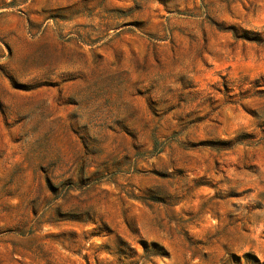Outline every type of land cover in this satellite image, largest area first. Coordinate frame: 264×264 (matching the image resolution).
<instances>
[{"label": "rangeland", "instance_id": "rangeland-1", "mask_svg": "<svg viewBox=\"0 0 264 264\" xmlns=\"http://www.w3.org/2000/svg\"><path fill=\"white\" fill-rule=\"evenodd\" d=\"M264 0H0V264H264Z\"/></svg>", "mask_w": 264, "mask_h": 264}, {"label": "trees", "instance_id": "trees-1", "mask_svg": "<svg viewBox=\"0 0 264 264\" xmlns=\"http://www.w3.org/2000/svg\"><path fill=\"white\" fill-rule=\"evenodd\" d=\"M245 38H248L249 40H252L254 42H257V43H262L264 40H262L261 38L259 37H252V38H249V37H245Z\"/></svg>", "mask_w": 264, "mask_h": 264}]
</instances>
